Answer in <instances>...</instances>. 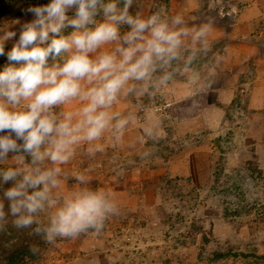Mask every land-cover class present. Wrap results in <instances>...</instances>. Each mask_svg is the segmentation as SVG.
Here are the masks:
<instances>
[{"label": "clouds", "instance_id": "9594fccd", "mask_svg": "<svg viewBox=\"0 0 264 264\" xmlns=\"http://www.w3.org/2000/svg\"><path fill=\"white\" fill-rule=\"evenodd\" d=\"M135 2L50 0L31 6L26 11L34 19L22 25L6 54L9 63L0 71V163L12 153L15 166L0 170V184L12 185L3 198L14 226L35 225L34 234L47 243L89 230L98 234L118 214L110 191L88 187L87 172L74 174L80 187L67 190L62 166L81 144L90 146L91 156L103 152L98 142L106 132L122 139L130 118L111 111L119 96L137 90L134 82H141L140 92L146 91L158 68L170 67L184 52L189 54L181 71L190 74L191 84L201 78L191 65L198 54L210 51L211 25L189 26L182 15L168 16L163 8L147 17L132 14ZM123 26L129 30L122 32ZM67 28L73 31L65 34ZM2 33L0 55H5V43L16 32ZM171 78L165 72L159 84ZM77 100L83 105L79 109L54 112ZM46 161L52 166H45ZM5 221L0 203V222Z\"/></svg>", "mask_w": 264, "mask_h": 264}, {"label": "rangeland", "instance_id": "374dc122", "mask_svg": "<svg viewBox=\"0 0 264 264\" xmlns=\"http://www.w3.org/2000/svg\"><path fill=\"white\" fill-rule=\"evenodd\" d=\"M170 1L136 0L130 12L145 9L149 16L161 8L166 11ZM49 2L0 0V28L9 23L17 25L29 7ZM211 4L212 18H226L218 5ZM8 63L7 55H0V71ZM248 95L241 92L221 128L206 133L213 154L212 176L205 187L195 186L190 177L170 174L166 169L170 153L187 146L190 136L173 141L169 135L159 138L148 165L147 171L153 174L147 175L145 190L140 185L137 187L141 191L125 194L136 201H130L136 207L118 208V214L106 220L98 234L89 230L76 239L57 238L47 243L34 234L35 225L16 228L8 201L3 198L4 189L12 185L0 184V203L6 213V221L0 222V264H136L150 260L152 252L158 253L163 264H264L258 246L264 240L256 237L264 221V170L249 157L237 159L245 149L248 153L256 150L249 144V126L255 113L245 106ZM12 155L9 153L8 161L0 163V170L15 166ZM45 166L50 167V162L46 161ZM138 196L146 214L141 219ZM41 219L47 221L46 216ZM76 248L80 255L75 254Z\"/></svg>", "mask_w": 264, "mask_h": 264}, {"label": "crops", "instance_id": "0c3cea01", "mask_svg": "<svg viewBox=\"0 0 264 264\" xmlns=\"http://www.w3.org/2000/svg\"><path fill=\"white\" fill-rule=\"evenodd\" d=\"M211 3L218 5L226 18H212ZM74 11L70 10L68 15L72 16ZM139 12L147 17L145 9ZM165 13L168 16L182 15L189 26L211 25L208 36L210 51L206 55L198 54L191 65L193 71L200 72V80L191 84L190 74L181 71L189 54L184 52L182 58L173 61L170 67L158 68L146 91L140 92L141 82H134L137 90L122 93L111 109L120 118H130L122 139L116 141L111 131L106 132L98 142L103 145L104 151L94 156L89 154V145L78 146L72 161L62 166L68 177L65 182L67 189L80 187L73 178L74 174L87 172L91 177L88 187L110 191L118 208L136 207L130 203L136 201L125 194L128 191H141L137 187L140 185L145 190L146 177L153 174L147 169L156 152V142L167 135L171 141L190 136L185 142L188 147L180 148L176 143L179 148L169 155L168 172L190 177L195 186L205 187L206 180L212 176L213 154L206 133L211 134L221 128L233 101L244 91L249 94L245 106L255 113L249 126V144L256 150L248 153L245 149L237 159L249 157L264 170V0H171ZM22 15L17 25L9 23L5 28H0V35L5 30L16 32V36L5 43V54L18 41L22 25L34 19L27 11ZM128 30L127 26H123L122 32ZM71 31L72 28H67L65 34ZM165 72L172 73V78L165 84H159V78ZM82 106L77 100L54 109V112L59 115ZM138 197L141 219L145 212L144 205L140 204L141 196ZM260 231L261 234L258 233L256 237L264 240V221ZM244 237L248 238L246 235ZM258 246L264 255L263 241ZM74 252L80 255V249L76 248ZM136 264L163 263L158 253L152 252L150 260H140Z\"/></svg>", "mask_w": 264, "mask_h": 264}]
</instances>
